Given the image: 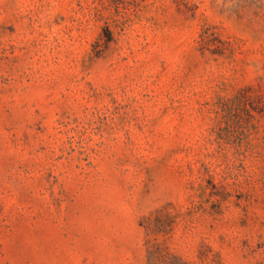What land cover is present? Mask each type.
<instances>
[{
  "label": "rangeland",
  "instance_id": "374dc122",
  "mask_svg": "<svg viewBox=\"0 0 264 264\" xmlns=\"http://www.w3.org/2000/svg\"><path fill=\"white\" fill-rule=\"evenodd\" d=\"M0 264H264V0H0Z\"/></svg>",
  "mask_w": 264,
  "mask_h": 264
},
{
  "label": "trees",
  "instance_id": "16d2710c",
  "mask_svg": "<svg viewBox=\"0 0 264 264\" xmlns=\"http://www.w3.org/2000/svg\"><path fill=\"white\" fill-rule=\"evenodd\" d=\"M110 40H111V38H108V39H107V41H110Z\"/></svg>",
  "mask_w": 264,
  "mask_h": 264
}]
</instances>
